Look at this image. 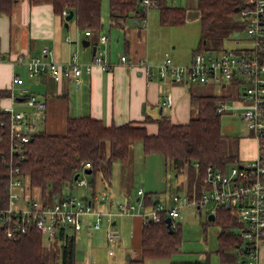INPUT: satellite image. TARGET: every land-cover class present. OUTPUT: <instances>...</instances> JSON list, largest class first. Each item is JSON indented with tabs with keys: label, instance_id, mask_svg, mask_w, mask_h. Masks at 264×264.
Instances as JSON below:
<instances>
[{
	"label": "trees",
	"instance_id": "1",
	"mask_svg": "<svg viewBox=\"0 0 264 264\" xmlns=\"http://www.w3.org/2000/svg\"><path fill=\"white\" fill-rule=\"evenodd\" d=\"M20 0H0V15H13ZM31 4L51 3L54 10L65 18L64 10H74L78 26L100 31L103 25V0H29ZM162 1V3H161ZM158 0L164 23H182L186 10L180 6L167 5ZM243 0H198L201 18L200 47L196 49H220L225 40L234 35L241 26L237 17ZM112 24H123L141 14L139 0H109ZM214 44L213 47H208ZM195 51V52H196ZM9 89H0V97L10 95ZM225 101L223 96L192 95L195 115L188 123H175L162 115L156 121L158 131L149 133L145 124L127 122L121 125H107L101 119L90 115L69 117L64 134H50L46 131L32 133L24 142L21 151L11 150L17 141L11 134V117L6 110H0V196L7 202L10 168L18 166L28 187L38 188L41 200L55 202L56 194L61 195L66 185L74 182V176L86 162H91L92 173L100 172L109 180L113 162L128 161L134 143L141 141L145 154L158 152L166 163L167 170L176 174L187 173L189 198L193 192L201 197L208 187L206 180L209 166L226 172L231 164L239 162L237 136L222 131L221 115L218 106ZM151 118H147L150 120ZM264 142V137L262 138ZM12 162V164H11ZM197 165V166H196ZM145 204L155 206L151 192L145 195ZM174 220V219H173ZM220 227L218 234L222 264L233 254L226 247L235 244L240 238L234 228L240 222L231 207L220 206L214 221ZM173 225V221H172ZM182 243V235L177 226L173 230L163 214L161 220L148 219L142 228L141 252L139 258L130 256L129 264H147V259L172 256ZM0 264H76V237L61 229L53 244L45 243L44 235L31 226L26 234L9 237L5 226L0 225ZM180 264H210L209 260H184Z\"/></svg>",
	"mask_w": 264,
	"mask_h": 264
},
{
	"label": "crops",
	"instance_id": "2",
	"mask_svg": "<svg viewBox=\"0 0 264 264\" xmlns=\"http://www.w3.org/2000/svg\"><path fill=\"white\" fill-rule=\"evenodd\" d=\"M163 2L167 5L185 8L183 5L179 4L177 0H164ZM158 4L154 6V8L158 6L160 10V19L157 20L156 18H152L149 24L147 13V26L145 27H141L137 22L138 19L132 17L126 19L123 24H112L110 19L111 27L103 30L105 26L103 22L100 31L95 34L91 33L90 30L80 28L75 18L69 20V27L65 26V18L54 10L51 3L31 4L29 0H20L12 16L1 14L0 89H9L11 94L0 97V110H6L10 113L11 130L13 124L16 123L18 127L22 130H27L30 134L43 130L50 134H64L66 132L67 120L69 117L90 115L94 118L101 119L107 125H121L127 122L145 124L149 133H156L158 131V123L156 120L162 115L169 117L170 120L175 123L189 122L193 115L192 95L215 94L226 98V95L213 92L199 93L198 91L203 85L210 86L212 84H217L221 87H226L230 83L239 87L237 97L239 99V80L226 83H219L211 80L199 84H186L174 80L171 76L165 78L161 76L157 65L165 59L167 54L172 57L175 63L186 64L192 60L196 49L193 50L187 60H181L176 55L174 57L173 51H166L164 53L157 51L156 45L161 41L162 34L166 32L167 29H174L171 28L174 25L184 24L187 20L185 17L182 23H164L161 17V8ZM238 17L241 21L240 15ZM129 20H132L133 24H128ZM68 30L69 32H67ZM238 34L237 32L236 35ZM82 35H84L83 39H81ZM104 35L107 36V39L102 40V36ZM232 38L233 36L231 35L225 41ZM80 39L82 43H80ZM84 39L90 40V44L85 45L83 43ZM93 45H97L96 54L102 55L109 66L105 67L102 64L94 63L90 70L84 67L79 77H65L61 81H55L48 74H33L29 70L27 59L41 54L45 46L53 50V55L51 57L58 62L68 63L72 60L74 53H76L80 63L86 65L87 63H91L96 55L93 52ZM245 48L250 47L241 48L238 52H242ZM122 55H126L127 61L121 59ZM20 56H23V61L18 60ZM142 58L147 59L151 64L150 69L152 72L149 75L137 64ZM16 76L23 78V82H15L14 78ZM23 87L28 89V94H35L38 98L44 100L46 102V108L41 109L31 105L28 102V94L22 93ZM211 87L212 86H210V89ZM168 96H171L173 99V104L171 106L166 104ZM12 113H20L22 116L21 118H12ZM147 118L151 119L147 120ZM252 136L255 139L250 137L241 139L238 137L239 143L237 150L240 163L251 160L259 154L258 138H256L254 134H252ZM241 160H243V162ZM232 165L234 164H231V166ZM82 169L83 166L79 171L80 175L84 174L86 176L87 174H93L92 172L87 173L86 169L82 172ZM176 176L179 178L177 184L178 191L171 194V200L173 199V195L179 194L182 197L187 196L188 198L186 201L193 203L192 201L199 197L196 196V191H194L193 198H189L187 173L176 174ZM111 177L109 180H106L102 176V179L105 183H110ZM76 180L77 179H74V182L77 184ZM206 180L208 182V187L203 193L212 187L207 177ZM26 185H28V181L25 180L24 187L19 188L18 191L22 190L25 192ZM29 188L30 187H28V189ZM89 188H91L90 182L89 187H84V190L85 192L87 191V195L93 199L94 203L98 202V204H104L110 197L107 191L101 193L96 191L95 184L92 186L93 192L91 194L89 193ZM63 194L67 193L63 192L61 195ZM151 194L152 196L154 195V197L157 195L155 193ZM61 195L56 198L58 199ZM130 195L131 193L129 190L125 194V199L117 202L115 210H117L120 202L126 200L131 202V200L135 199L134 197L130 198ZM137 195L136 200L139 201L144 197L145 192L139 194L137 191ZM22 198L23 200L20 202V205H23L26 200L33 197H29L27 194L23 193ZM156 200H158L157 203L159 201L162 202L160 196L155 198V203ZM40 201L42 200L40 199ZM197 207L198 212H201V208L203 207H199L198 205ZM96 208L100 209L99 206H96ZM211 212L212 210H210V213ZM116 215L124 214L104 216L102 224L105 217H107L106 232L111 226L117 228L118 220L114 218ZM132 215L139 214L135 212ZM144 223L145 222H143V225ZM101 228L102 225L95 230L84 229H87L88 232H95ZM73 231L74 234L67 232L68 235H75L76 237V232L80 230ZM44 238L46 244L54 240L48 241L45 236ZM113 247L114 245L108 248L109 254H111L110 250H113L112 254H114ZM260 250L261 260L264 262V249L262 245ZM130 256L131 255H129V258ZM240 261L242 260L238 256L237 262Z\"/></svg>",
	"mask_w": 264,
	"mask_h": 264
},
{
	"label": "built area",
	"instance_id": "3",
	"mask_svg": "<svg viewBox=\"0 0 264 264\" xmlns=\"http://www.w3.org/2000/svg\"><path fill=\"white\" fill-rule=\"evenodd\" d=\"M157 4L158 0H139L141 16L137 22L141 27L147 26V13ZM68 13V10L64 11L65 15ZM239 15L249 38L254 41L252 47L243 49L242 53L223 48L198 50L194 52L192 60L186 64L175 63L167 54L157 68L162 77L171 76L174 80L186 84H199L211 80L219 83L239 80V99L243 107L241 117L251 133L258 138L259 154L242 164L232 165L227 172L209 166L207 179L212 187L192 202L199 207L213 202L211 210L215 214L220 206L231 207L240 222L237 230L241 239L239 258L245 264H264L260 250L264 240V142L262 141L264 137V0H243ZM105 39L107 36H102V40ZM52 55L53 50L45 46L41 54L27 59L29 70L33 74H48L55 81H61L65 77H79L84 67L90 70L94 63L109 66L100 54H96L93 61L86 65L80 63L76 53L68 63L58 62L51 57ZM121 59L127 61L126 55H122ZM18 60L23 61V56H20ZM137 64L147 75L151 74V64L147 59L142 58ZM14 81L22 83L23 78L16 76ZM22 93L27 95L28 89L23 87ZM27 98L31 105L41 109L46 108V102L35 94H28ZM166 104L168 106L173 104L171 96L166 99ZM226 109V102L221 101L218 112H225ZM21 116L20 113H12V118H21ZM11 134L17 139L12 144V152L21 151L22 145L29 141L31 136L27 130H22L16 123L13 124ZM90 167L91 163L86 162L82 172ZM76 182L79 186L89 187L88 180L81 175ZM24 185L25 178L21 176L19 167L12 166L7 202L3 203L0 196V225L5 226L9 237L26 234L29 228L34 226L48 241H51L61 229L66 234H68L67 227L75 231L84 228L95 230L102 225L104 216L127 214L136 208L134 203L126 200L118 204L117 210L102 211L96 208L93 199L87 195V191L80 197L72 193L63 194L53 203L30 198L20 205L23 198L18 189ZM143 192V188L138 190L139 194ZM187 198V196L175 194L171 206H166L159 201L151 211L144 212L142 204L141 210L137 213L143 216L145 222L148 219L159 221L163 214L174 219L179 215L181 203ZM120 237L121 233L113 226L106 232V239L110 244L117 242ZM110 253L112 254L113 250H110Z\"/></svg>",
	"mask_w": 264,
	"mask_h": 264
},
{
	"label": "rangeland",
	"instance_id": "4",
	"mask_svg": "<svg viewBox=\"0 0 264 264\" xmlns=\"http://www.w3.org/2000/svg\"><path fill=\"white\" fill-rule=\"evenodd\" d=\"M177 2L183 5L186 10V22L180 25H174L167 29L162 34L161 41L156 45L157 51L164 53L170 51L180 58L181 60H187L192 54L193 50L198 49L200 39V14L198 9V0H177ZM103 22L105 26L103 30H106L110 25V6L109 0H103L102 5ZM160 10L157 7H152L148 12L149 24L152 18L160 19ZM238 23L241 24L239 17H237ZM128 24H133L132 20L128 21ZM74 28V27H73ZM115 30V29H114ZM69 32V30L67 31ZM239 33L236 35V33ZM234 33L233 38L225 41L220 49L235 50L237 53L241 48L252 47L254 41L249 38L247 30L244 26L240 25V28ZM84 35L81 36V39ZM80 39V43L82 40ZM214 44H209L208 47H213ZM175 47V48H174ZM205 86V89H204ZM210 86L211 89H210ZM210 86L203 85L198 91L199 93H217L226 95L225 102L227 109L221 115L222 131L227 135L237 136L242 138H253L251 130L247 126L245 120L241 117L243 107L238 97L239 87L232 84H228L226 87H221L217 84ZM197 92V91H195ZM230 95V96H229ZM193 115L195 112V104L192 102ZM257 138V137H256ZM255 139V138H253ZM256 142V140H255ZM141 141L134 143L131 156L128 161L122 162L117 159L113 162V172L110 183H105L102 179L100 172L96 174H81L90 182L91 188L89 193L93 192L92 186L95 184L96 191L99 193L107 191L110 195L107 202L104 204H98L102 210H115L117 202L124 200L125 194L130 190V198L135 204L136 208L131 210V213L124 215H116L114 218L118 220L117 228L120 230L122 237L110 244L105 239V232L107 229V217L102 224V228L95 232H88L87 229L76 232V264H129L128 255L133 258H139L141 252V240H142V228L143 222H145L143 216L132 215L135 212L141 210V205L144 204L142 210L144 212L151 211L153 206L145 204V196L137 201V191L143 188L145 194L147 192L155 193L156 196H160L161 201L166 206L172 205L171 194L178 191L177 184L179 178L176 174L166 168L163 156L160 153L145 154L141 149ZM243 162V160H241ZM236 164V163H235ZM231 165L229 166V169ZM26 191L19 190L21 194L25 193L29 197L41 199V192L38 188H29L25 186ZM64 193H72L76 196H83L85 193L84 187L78 186L75 182L66 185ZM183 193L182 191H180ZM27 198V196H26ZM179 208L180 215L173 220V225L177 226L179 232L182 235V243L179 250L172 256L167 258L147 259V264H180L181 261H208L210 264H222V260L219 252L218 234L220 227L216 222L207 223L208 214L212 209L213 202H209L203 208L201 212L197 210V204L189 203L185 201L181 203ZM68 233H73L72 228H66ZM237 236L239 235L236 231ZM239 237V236H238ZM239 239L235 244L226 247L227 251L233 254L234 257H230L227 261L228 264H245V262H237L239 256ZM51 241L47 245H52ZM264 249V240L262 242ZM114 245V254L108 253V248ZM236 255V258H235Z\"/></svg>",
	"mask_w": 264,
	"mask_h": 264
},
{
	"label": "water",
	"instance_id": "5",
	"mask_svg": "<svg viewBox=\"0 0 264 264\" xmlns=\"http://www.w3.org/2000/svg\"><path fill=\"white\" fill-rule=\"evenodd\" d=\"M73 16H74V10H70L69 13L65 16V26L69 27V20L72 19ZM83 43L85 45H88V44H90V40L84 39ZM96 51H97V45H93L94 54H96ZM86 172L87 173H91L92 172V168L86 169ZM79 175H80V172H77L75 174V176H74V179H77L79 177ZM58 196H59V193L56 194V197H58ZM157 201L158 200H156V203H157ZM208 218H209L210 221H213L216 218V214L214 212H211L209 214ZM166 221H167L168 226L170 227V230H173V225H172L173 219H172V217L171 216H167L166 217ZM234 230L236 231V230H238V228L236 227V228H234ZM127 257L129 258V255Z\"/></svg>",
	"mask_w": 264,
	"mask_h": 264
}]
</instances>
